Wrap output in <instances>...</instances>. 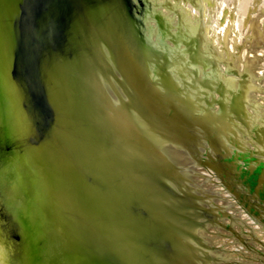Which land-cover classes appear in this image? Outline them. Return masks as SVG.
I'll return each instance as SVG.
<instances>
[{"label":"water","instance_id":"water-1","mask_svg":"<svg viewBox=\"0 0 264 264\" xmlns=\"http://www.w3.org/2000/svg\"><path fill=\"white\" fill-rule=\"evenodd\" d=\"M132 20L128 0H0L1 37H16L5 58L0 47V68H8L14 97L20 98V85L25 96L23 105L13 102L14 115L22 120L18 153L30 156L31 146L40 149L36 159L47 170L42 177L51 179L47 190L59 198L57 223L64 239H71H65L67 255L61 259L49 230V237L39 240L45 245L44 264H105L95 251L97 245L101 253L115 252L116 258L110 255L107 264H202L186 228L196 218L195 207L177 189L187 190L186 177L146 125L196 158L201 147L210 145L220 151V163L238 173L205 123L181 117L177 100L150 80L132 36ZM96 45L106 49L101 59ZM6 88L0 81V102ZM27 105L38 119V136L26 128L32 124ZM3 123L5 117L0 118ZM51 139L60 145L56 148L62 174ZM0 154V160L12 158L7 137L0 139ZM223 155L229 163L223 162ZM21 162L17 179L27 187L31 178ZM239 174L247 173L239 169ZM239 182L247 186L250 181ZM76 238L79 245H72ZM34 242L38 247L35 237L19 245L23 258Z\"/></svg>","mask_w":264,"mask_h":264},{"label":"bare ground","instance_id":"bare-ground-1","mask_svg":"<svg viewBox=\"0 0 264 264\" xmlns=\"http://www.w3.org/2000/svg\"><path fill=\"white\" fill-rule=\"evenodd\" d=\"M242 1L238 12L239 19L234 28H240L243 25V18L247 12L249 2L248 0ZM128 2L133 16L131 21L132 36L150 80L156 88L166 94L170 90V85L175 87L177 94L190 102L200 117L211 116L214 121H217L229 156L244 173L255 179L264 173V146L255 143L257 131L264 130V120L262 123L256 124V119L246 106L249 73L238 85L228 89L227 84L233 85V78L229 69L221 67V58L225 56L224 41L227 38V33L234 28L229 26L226 34L223 35L224 29L219 28L222 19L216 17V13L221 5L229 4L232 0H128ZM1 35L0 32V41L3 43L0 47L5 58L4 52L7 46L13 45L14 41L16 42V37L5 40ZM96 47L95 50L101 59L106 55V49L103 45L100 47L96 45ZM21 51L24 50L21 49ZM11 63L13 65L14 61L12 60ZM7 70V67L0 68V81L7 86L4 98L0 102V118L5 117L6 120V123L0 125V139L8 138L12 158L8 159L7 156L6 158L3 156V160H0V264H20L17 259L26 264H36L37 260L38 264H44L45 245L40 244L39 240L48 238L49 230L54 232L57 243L55 255L66 259L64 255H67V250L62 247L67 246L66 238L70 243L71 239L67 235L64 239L63 230L57 223L55 212L59 198L57 195H49V189L47 190L51 179L42 177L43 171L46 169H44L45 167L40 168L38 158L36 159V156L39 157L40 149L38 146H31L28 149L30 153L32 151L31 158L25 152L18 153V135L22 127V120L18 117L20 114L15 117L13 102L17 100L19 104L23 105L25 96L22 92L23 86L20 85L19 92H17L20 98L14 97V90L8 86L11 78L7 75ZM114 71L120 76L119 71ZM118 84L124 96L129 100L126 89L120 83ZM106 90L108 93L114 94L110 88ZM27 113L32 117V124L28 123L26 128L38 136V129H35L38 119L31 106L27 105ZM7 116L10 118V123L7 121ZM11 126L14 128V132L12 128L10 131ZM146 126L147 131L153 134L154 141L165 147L170 158L185 175V180L189 185L187 190L178 185L177 189L187 198L189 197V202L191 205L193 203L195 209L202 212L198 216L197 228L212 235L211 237L204 236L208 242L227 246L228 238H218L215 234H218L217 228L214 227L215 224H211L214 223L217 216L215 211H232L234 212L233 217L236 219L238 217L247 218L244 213H238V202L233 201L235 198L245 205L242 198L246 197L244 193L247 191L244 187L238 189L234 186L227 170L217 168L220 173L224 174V180L214 173L215 171L213 172L212 167H216V165L209 149H204L205 154L194 159L192 153L182 144L163 135L155 127ZM198 127L204 130L202 126L198 125ZM51 130L52 128L50 133ZM256 141L258 140L256 139ZM35 144L37 145L36 140ZM51 144L55 146L54 150L57 155L55 162L62 174V161L58 157L56 148L60 145L54 139H51ZM257 149H260L262 153L257 152ZM257 154H261L260 159L256 158ZM0 155L2 156V154ZM213 155L218 157L214 149ZM17 161H22L21 163L30 174L31 179H27V187L24 186L26 183L20 186L22 181L17 179L19 175ZM32 176L36 178L32 179ZM24 201L26 202L25 207ZM242 223L238 222V225ZM208 224L210 225L208 226ZM246 224L249 229L250 224ZM233 232H235L234 229L231 233ZM15 235L19 237L18 240H15ZM219 235H222L221 231ZM29 237L38 238V247L37 242H34L31 248H27L30 253L26 255V258H23L19 245L22 244V241H28ZM76 240H72V245L74 243L79 245L77 238ZM95 243L97 244L96 241ZM40 246H43V249ZM72 248L77 250L74 246ZM95 251L102 262H106L105 264L110 261V255L116 258V254L112 250L109 251V254L108 250L101 253L98 245ZM228 260L235 262L237 259L230 256Z\"/></svg>","mask_w":264,"mask_h":264},{"label":"rangeland","instance_id":"rangeland-1","mask_svg":"<svg viewBox=\"0 0 264 264\" xmlns=\"http://www.w3.org/2000/svg\"><path fill=\"white\" fill-rule=\"evenodd\" d=\"M241 2L243 3L242 0H232L231 3H225L217 10L216 17L222 19L219 28L224 29V32H222L223 35L226 34L229 26H232L233 28L236 26L237 20L239 19L238 12L240 5L242 4ZM248 2L247 12L243 18V25L240 28H234L227 33V38L224 41L225 56L221 58V67L223 69H229L232 75L231 77L233 78V85L227 84L228 89H231L236 84L238 85L239 82L247 76L246 74L249 73L247 78L249 91L247 94L248 98L246 100V106L256 119V124H258L262 123V120H264V0H248ZM258 17H260V19H258ZM255 50H257L258 53L257 51L255 52ZM227 51L228 54H226ZM243 52L244 54H242ZM259 53L260 55H258ZM169 89L170 90L166 95L177 100L180 104L178 105L180 106L183 115H181V117L188 118L189 120L196 118L198 123H205L204 125L210 130L209 132L211 133V136L217 141L219 147L224 148V153H226L227 157L232 161L233 159L229 156L227 146L223 142L221 131L216 123L217 121H214L211 116L200 117L195 112L193 105L177 94L175 87L170 85ZM198 129L202 130L199 127ZM259 131L260 132L257 131L256 133L255 137L258 141L255 139V143L264 146V130L259 129ZM207 145L209 144L207 143ZM200 149L202 151L201 155L205 154L204 149H206V147H201ZM207 149H209V153L215 161L216 168L227 170L229 176L234 181V186L238 189L244 187L245 191H247L246 193L243 192L246 197L242 198L245 205L235 198L233 200L236 203L238 202V213H244L247 215V218L242 219L237 216L238 219H236L233 217L234 212L232 211H215L217 216L214 219V223H211L215 224L214 227L217 228L216 231L218 234H215L218 238H228L227 246L217 245L215 242L210 243L204 238V236H208L210 233L207 234V231L204 232L202 229L197 228L198 226L196 224L199 221L198 216L202 214V212L194 208L196 218L193 219V223L191 222L186 225V228L191 234L190 241L194 242L197 252L200 251L202 255V257L201 255L200 257L203 261L202 264H264V173H261L260 176H257L255 179L248 174H239V169L241 170V168L236 165L238 169L236 167L234 169L238 171V173L233 175L235 172L231 173L230 166L227 167L220 163V151H216V154L218 155V157H216L213 155L212 147L208 146ZM256 151L262 153L260 149H257ZM192 156L196 159L194 154H192ZM223 157V162H225V164L226 162L229 163L230 160L225 159V155H223ZM256 158L260 159L261 154H257ZM242 178L250 181L248 182L249 184L247 183V186H242L240 184L239 181ZM229 183L232 182L230 181ZM189 192L191 193L192 191ZM186 193L188 194V191ZM183 195L186 196L185 194ZM230 195L232 196V192ZM205 220L207 221V219ZM238 222H243V225H238ZM246 223L250 224L249 229L246 227ZM209 225L210 224H208V226ZM233 229L236 233H231ZM220 231L223 236L219 235ZM209 236L211 237L212 235ZM230 256L235 257L237 260H235V262H230L228 260V257Z\"/></svg>","mask_w":264,"mask_h":264}]
</instances>
